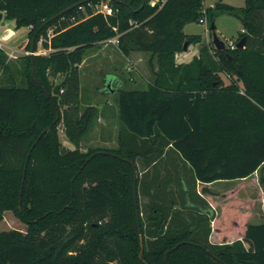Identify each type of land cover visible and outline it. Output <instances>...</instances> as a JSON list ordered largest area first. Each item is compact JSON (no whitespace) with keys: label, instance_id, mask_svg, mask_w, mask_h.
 Instances as JSON below:
<instances>
[{"label":"trees","instance_id":"obj_1","mask_svg":"<svg viewBox=\"0 0 264 264\" xmlns=\"http://www.w3.org/2000/svg\"><path fill=\"white\" fill-rule=\"evenodd\" d=\"M101 1L110 14L95 12ZM150 1L0 0L3 20L29 28L25 49L47 51L22 55L16 77L0 48V221L11 212L26 227L0 230V264H264V221L249 222L243 200L222 207L213 229L221 241L213 242L205 199L189 189L182 195L199 209L174 208L163 188L144 192L148 173L137 164L154 169L170 145L201 183L258 172L264 197V0L217 5L241 20L233 42L245 37L244 47L218 50L211 40L181 63L184 42L201 40L183 28L203 18V0ZM212 23L214 15L211 31ZM115 36L123 54L155 59L153 79L116 90L118 147L83 151L98 109L80 105L79 66ZM60 124L73 149L62 144Z\"/></svg>","mask_w":264,"mask_h":264},{"label":"rangeland","instance_id":"obj_2","mask_svg":"<svg viewBox=\"0 0 264 264\" xmlns=\"http://www.w3.org/2000/svg\"><path fill=\"white\" fill-rule=\"evenodd\" d=\"M218 4L243 7L245 0H203L202 10H206L203 16L205 22L199 23L195 21L186 24L183 28L186 34L199 35L201 40L199 43L189 44L184 53L181 54L182 56L185 55L187 58H193V56L199 53L200 43L203 44L212 40V31L210 30L211 15H214L215 32L220 39L225 43L238 39L240 33L243 31L241 20L233 14L218 10ZM4 22V25H0V37H4L0 39L1 42L9 48L21 50L15 52V58L8 59L10 63H14L10 64L11 70L14 71V76L17 77L18 69L15 67H20L19 58L27 54L25 53L27 50L24 44L27 43L28 29L27 27L16 29L14 21L12 20H4ZM40 50H42L41 45L38 43L36 52L38 53ZM93 53L96 54L90 56ZM80 67H82L81 70H79L80 105L82 108H85L90 104L104 101H109L111 104L113 103L115 105L117 96L116 90L118 88H139L137 84L140 81H144L145 79L151 81L153 79V69L156 67V61L154 58H150L149 53L132 51L130 54L125 55L121 52L117 43H107V45L102 43L86 52ZM4 76V73H0V78ZM110 82L109 88L107 85ZM141 84H143V87L147 86V83ZM98 89H100V91ZM112 89H114L113 92H111ZM61 129L62 125H59V130ZM88 134L81 140V145L85 149L95 145ZM59 135L62 144L67 143L66 141L63 142L67 140L63 130L59 132ZM122 137H124V134ZM114 140H117V136L116 138L114 137ZM258 176V172H255L247 179L215 186L214 189L217 193H213V198L209 197V200L217 201L215 207L219 218H222V207L227 204V201L236 198V203L239 199L244 201L238 208L244 214L249 213V222L259 223L264 221V197ZM223 197L228 200L226 199V201H224ZM219 199L222 203L224 202L222 207L218 204L220 203ZM10 229L24 231L26 227L14 214L5 212L0 221V230ZM212 235L215 239V235L217 236L218 234L212 230ZM236 237L237 235H231L229 241ZM216 241L220 242L221 240L218 238Z\"/></svg>","mask_w":264,"mask_h":264},{"label":"crops","instance_id":"obj_3","mask_svg":"<svg viewBox=\"0 0 264 264\" xmlns=\"http://www.w3.org/2000/svg\"><path fill=\"white\" fill-rule=\"evenodd\" d=\"M29 30V28L27 27ZM28 41V39H27ZM104 45H107L106 43L102 42ZM99 43L98 45L102 44ZM3 44V43H2ZM5 45V44H4ZM26 45V43L24 44ZM23 45V46H24ZM96 45L95 47H97ZM5 47H7L5 45ZM94 47V48H95ZM42 49V48H41ZM93 49V48H92ZM4 51V49H3ZM45 51V49L40 50L39 52ZM184 51L180 52L177 54V62H186L189 61L191 58H187L183 54ZM96 53L91 54L90 56H94ZM8 58V57H7ZM9 59V58H8ZM82 67L79 66V70H81ZM224 82L225 84L228 83V79L226 78L225 75H223ZM112 82V81H111ZM150 80L145 79L144 81H140L137 85L139 88H134V89H144L146 87H143V84L141 83H150ZM57 83V82H55ZM121 89V88H119ZM100 91V89H98ZM98 91V92H99ZM95 106L98 109V116L97 119L94 121L91 129L88 131L89 134L88 136L90 139L93 141V146H90L89 148H94V147H103V148H117L119 143H118V135H119V130H120V123L118 120V104L117 101L115 100V105L110 103L109 101H104L100 103H95V104H90ZM61 125V124H60ZM62 131L59 130V132ZM86 134V135H87ZM85 135V136H86ZM111 136V137H109ZM117 140H114V137ZM60 138V135H59ZM63 143L65 147L73 149L74 145L69 142L68 140H64ZM82 143V142H81ZM88 149V148H87ZM81 150H86L85 148L82 147L81 145ZM170 152V154L168 153ZM155 163V168L151 169V167H142L140 166V163L137 162L138 168L141 170V173H148L146 175L145 179V190H148L150 192H153L156 188H160L164 192L172 193V195H169L170 200L167 203H171L174 208L177 209H182V207H190L191 209H199L197 208L198 205L196 201L193 200H188L187 197L185 198L182 193L184 191H190L194 192L205 199V201L208 203L211 211H214L215 213V218L214 220L211 221V227L212 230L214 227L217 225L216 221H218L219 218L217 215V209L215 205L217 204V201L215 200H209L212 197L213 193H217L215 191V186L217 185H225L226 183L229 182H236L242 179H231V180H216L210 183H201L198 180H195L194 178V172L189 165V163L180 161L177 155L170 150V145L167 147V151L165 152V158H162L158 162ZM250 176L243 178L247 179ZM152 183V185H151ZM149 184L151 186H149ZM203 187V188H202ZM203 189V190H202ZM228 191V190H227ZM224 198V197H223ZM194 199L197 200V197L194 196ZM227 198H224V201H226ZM149 200L148 196L142 195L141 196V201L146 203ZM228 200V199H227ZM218 203L221 207L224 205V202L222 203L219 199ZM222 203V204H221ZM193 212V210H192ZM211 241L218 242V237L215 235L214 236L211 234L210 237Z\"/></svg>","mask_w":264,"mask_h":264},{"label":"water","instance_id":"obj_4","mask_svg":"<svg viewBox=\"0 0 264 264\" xmlns=\"http://www.w3.org/2000/svg\"><path fill=\"white\" fill-rule=\"evenodd\" d=\"M143 5H144V0H143V2H142V6H143ZM74 6H75V5H72V6H69V7L65 8V9H63L62 11H60L59 13H57V14H55L53 17H51L49 20H52L53 18H56V17L61 16L62 14H64L66 11H68V10L71 9V8H73ZM4 24H5V22H4V20H3V13L0 11V25H4ZM211 29H212V43H213L214 47H215L216 49H218V50H225V49H226L225 42H224L222 39H220V38L218 37V35L216 34L214 23L211 24ZM244 40H245V37L241 38V39L236 43V47H237V48H242V47H244ZM188 44H189L188 41H185V42H184V44H183V50H186V49H187ZM32 70H33V73H34V69H32ZM65 79H66V77H65L62 81L57 82V83H54L53 90H52V94H53V95H57V94H58V91H59L60 87L63 85ZM34 80L36 81L35 76H34ZM110 84H111V82L108 83V85H107L109 88H110ZM113 91H114V89L111 90V92H113ZM132 165H133V167H134V170H136V166H135V164H134L133 162H132ZM136 177H137V173L135 172V178H136ZM133 190H134V203H135V205H137V202H136V187H135V186H134ZM136 215H137V217H139V210H138V208L136 209ZM138 223H139V221H138ZM138 232H139V237H140V247H141V250H140L139 255L141 256V254H142V245H143V243H142V234H141L140 229H138ZM165 259H166V257H165Z\"/></svg>","mask_w":264,"mask_h":264},{"label":"built area","instance_id":"obj_5","mask_svg":"<svg viewBox=\"0 0 264 264\" xmlns=\"http://www.w3.org/2000/svg\"><path fill=\"white\" fill-rule=\"evenodd\" d=\"M166 0H151L149 2L150 5H155L156 3H159V8L164 4ZM95 12H100V13H103V14H110L111 13V7L110 5L108 4V2L106 1H101L100 3H98L96 6H95ZM199 23H204V19L203 18H200ZM4 37H0V39H2ZM104 43H118V36H115V37H112V38H109V39H106L104 40ZM226 45V48H230V49H233L236 47V45L234 44L233 41H229V43H225ZM0 48L1 49H4V52L6 53V55L8 56V58H15L16 55H15V52H19L21 50H15L13 48H9V47H5L4 44H2L1 40H0ZM47 51H42V52H38V53H42V54H45ZM25 53L27 54H37V52H34V51H26Z\"/></svg>","mask_w":264,"mask_h":264}]
</instances>
